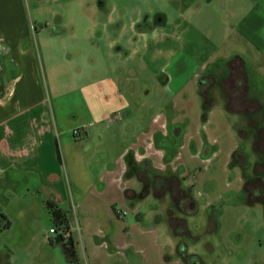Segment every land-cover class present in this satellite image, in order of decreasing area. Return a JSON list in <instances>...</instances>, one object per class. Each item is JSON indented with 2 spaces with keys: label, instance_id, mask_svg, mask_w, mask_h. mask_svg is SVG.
<instances>
[{
  "label": "crops",
  "instance_id": "obj_1",
  "mask_svg": "<svg viewBox=\"0 0 264 264\" xmlns=\"http://www.w3.org/2000/svg\"><path fill=\"white\" fill-rule=\"evenodd\" d=\"M158 1L164 9L134 16L131 23L108 16L105 26L117 32L100 34L110 61L107 77L97 78L75 71L65 59L63 35L32 21L21 0H0V228L10 229L18 219L34 226L35 212L52 203L77 210L76 225L68 215L65 238L74 239L77 255L83 247L89 264H165L161 236L170 235L169 225L155 210L143 212L151 197L150 192L142 199L143 190L164 186L169 193V181L178 178L188 196L182 181L206 143L228 142L232 159L237 155L235 120L256 113L255 103L264 110V0ZM193 47L212 52L186 77L183 64L195 62ZM236 57L244 62L248 99L255 103H233L229 111L225 91L213 87L207 123L194 128L190 115L210 108L199 91L200 78L227 81L228 64ZM136 59L153 76L127 98L126 83L139 82L130 65ZM172 66L182 73H169ZM74 84L77 91L70 90ZM105 96L108 102L99 109ZM93 121L98 125L82 128ZM198 148L201 155H193ZM190 199L195 202L192 194ZM129 211L136 220L126 219ZM178 239L176 254L185 240Z\"/></svg>",
  "mask_w": 264,
  "mask_h": 264
},
{
  "label": "rangeland",
  "instance_id": "obj_2",
  "mask_svg": "<svg viewBox=\"0 0 264 264\" xmlns=\"http://www.w3.org/2000/svg\"><path fill=\"white\" fill-rule=\"evenodd\" d=\"M21 2L32 21L44 28L48 24L47 29L63 35L62 45L68 49L65 59L75 64V71L85 72L86 75L90 72L97 78L107 77L105 64L110 61L106 55L107 41L105 38L101 39L100 34L106 33L107 30L113 35L117 32L115 26L108 29L105 26L108 16L120 22L131 23L134 16L146 15L151 10L157 13L164 9L162 1L158 0H21ZM96 26L98 27L95 28ZM50 45L54 47L53 45L58 46L59 43L50 42ZM191 49L193 52L189 55L195 56L193 60L195 62L183 64L186 66L183 76L186 77L197 73L205 55L212 52L205 47L200 50L201 52H197V47ZM197 55H200V59ZM141 61L136 59L130 62L131 69H135L138 74L139 82L126 83L124 90L128 92L127 98L133 89L146 85L145 78L153 76L148 70H142L139 64ZM168 70L172 75L182 73L173 66ZM79 84L83 86L85 81L82 80ZM46 85L51 86L49 83ZM74 85L70 90L77 91L78 87ZM120 86L122 88L121 84ZM104 88L105 85L103 90ZM74 95V103L78 105L80 103L78 95ZM105 97L102 103L97 104L99 109L108 102L106 101L108 98ZM209 107L207 111L203 110L201 115L199 113L190 115V125L196 129L199 124L200 128L202 124L206 125L205 116L210 113L211 106ZM178 116L182 120L185 117ZM246 119H249L247 124ZM90 125L98 124L93 121L82 128L87 129ZM235 125L239 128L238 140L235 143L238 144L239 151L233 159L230 156L233 149L231 144L209 142L205 144V151L199 160H194L187 168L188 173L182 184L189 187L197 207L192 209L189 202L184 203L189 196L166 193L164 186L161 189V186L153 188L151 185L143 190L142 199L151 192V197L144 202L143 212L149 214L155 210L157 212H154L155 217L163 224L167 222V227L169 225L170 235L161 234V242L166 248L165 264L183 263L175 253L173 242L180 237H171L175 235L171 226L174 219L186 221L190 235L181 238L185 239L183 242L187 246L188 254L197 255L203 264H264V204L258 201L256 193L252 194L246 189V183L255 187L264 186V153L255 147L258 131L256 127L264 128V110L248 116L242 115L239 122L235 120ZM201 152V148H198L193 155H201ZM209 202H212L210 206L207 205ZM193 210L195 213H192ZM6 213L18 216L22 214L21 211ZM49 213L50 211L46 209L36 211L34 226H26L23 220L18 219L12 228H0V264H51L50 259H54L55 264H89L87 253L82 246L79 247L80 254L76 262L67 259L64 254L65 242L61 241L60 234H51V229L57 225ZM67 213L73 225H76L77 210ZM128 215L126 219L136 220L130 211ZM149 222L147 220L146 224ZM74 233L76 234L75 231Z\"/></svg>",
  "mask_w": 264,
  "mask_h": 264
},
{
  "label": "trees",
  "instance_id": "obj_3",
  "mask_svg": "<svg viewBox=\"0 0 264 264\" xmlns=\"http://www.w3.org/2000/svg\"><path fill=\"white\" fill-rule=\"evenodd\" d=\"M228 68H229L230 79L228 78L227 81L219 82L212 76H202L199 81V91L201 95L205 99H207L208 102L207 95L209 91L213 87L220 86L226 93L227 107L229 111H233V103L240 104L243 101L244 102L250 101L251 103H255L254 101L248 99L247 79H246V72H245V66L243 60L240 57L234 58L229 62ZM232 92L234 95H232ZM209 102L208 104H206V107L210 106ZM255 105H256L255 112L260 111L261 106L258 103H255ZM256 130H258L256 134V140H257V143L255 144L256 150L264 153V128L259 129L258 127H256ZM169 182L171 183L170 186L171 194L173 195L175 194L176 196H180L181 194H184L186 196V192H184L180 188V180L178 178H173ZM246 189L249 192H252V194L256 193L258 195V201L264 204V186L258 185L255 187L250 183H246ZM188 196H189L188 202L192 206V209L194 207H197L195 202L192 199H190V190L188 192ZM47 207L51 213V216L55 224L57 225L55 229L57 230V233L60 234L61 241L65 242L64 251L67 259L70 260L71 262H76L78 260V255H77L76 244L74 242V239L72 237L65 238V236H67L70 233L68 213L58 208L56 205L52 203H48ZM194 211L195 210H193L192 213H195ZM171 226L175 231L176 237L181 238L190 235L186 221L183 219L172 220ZM177 255L183 262L182 264H203L201 262V259L197 255L188 254L187 246L186 244H184V242H180L178 244Z\"/></svg>",
  "mask_w": 264,
  "mask_h": 264
},
{
  "label": "built area",
  "instance_id": "obj_4",
  "mask_svg": "<svg viewBox=\"0 0 264 264\" xmlns=\"http://www.w3.org/2000/svg\"><path fill=\"white\" fill-rule=\"evenodd\" d=\"M118 214H119L120 216H126V213L121 212V211H119ZM51 234H55V235H57V234H58V233H57V230H56L55 228L51 229Z\"/></svg>",
  "mask_w": 264,
  "mask_h": 264
},
{
  "label": "water",
  "instance_id": "obj_5",
  "mask_svg": "<svg viewBox=\"0 0 264 264\" xmlns=\"http://www.w3.org/2000/svg\"><path fill=\"white\" fill-rule=\"evenodd\" d=\"M192 207V206H191Z\"/></svg>",
  "mask_w": 264,
  "mask_h": 264
}]
</instances>
